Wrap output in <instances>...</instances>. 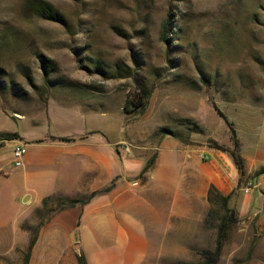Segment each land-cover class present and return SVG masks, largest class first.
I'll return each instance as SVG.
<instances>
[{
  "label": "rangeland",
  "instance_id": "1",
  "mask_svg": "<svg viewBox=\"0 0 264 264\" xmlns=\"http://www.w3.org/2000/svg\"><path fill=\"white\" fill-rule=\"evenodd\" d=\"M38 2L60 18L38 16ZM167 18L166 43L160 36ZM41 58L53 65L47 74L51 88ZM10 82L21 97L9 93ZM137 85L152 91L147 108L124 114ZM48 100L107 104L98 115L103 133L112 122L107 111L117 114L121 140L134 133L136 146H154L166 128L181 140L232 148L230 128L213 104L237 140L264 120V0H0V134L16 133L29 142L69 132L65 122L55 124L45 115ZM16 140L0 144V207L6 206L13 229L44 224V213L34 222L31 204L16 197L14 206L11 200L19 169L12 163ZM222 216L220 206L210 203L190 230L184 228L188 252L164 263L196 264L198 251L214 247ZM257 233L254 222L239 220L219 264H264V231ZM16 238L0 232V252Z\"/></svg>",
  "mask_w": 264,
  "mask_h": 264
},
{
  "label": "crops",
  "instance_id": "2",
  "mask_svg": "<svg viewBox=\"0 0 264 264\" xmlns=\"http://www.w3.org/2000/svg\"><path fill=\"white\" fill-rule=\"evenodd\" d=\"M51 101L45 115L55 124L65 122L70 130L29 142L18 135L14 146L23 142L27 152L16 173L17 187L9 193L13 205L16 197L31 204L30 218L35 222L33 212L47 197L90 198L43 218L28 264H77L80 255L86 264L176 260L188 252L184 228L190 230L186 227L207 210L211 189L229 197L228 207L241 222H254L257 234L264 231V174L255 176L264 167V120L252 134L238 139L246 174L239 185L231 158L211 146L172 136H164L154 146H136L134 133L128 141L121 140L117 114L107 111L112 122L109 132L103 133L98 115L105 114L107 104L92 108ZM62 137L72 141H59ZM152 155V167L140 177ZM1 208L0 232H14L17 238L0 252V264H20L30 233L23 225L13 229L6 206Z\"/></svg>",
  "mask_w": 264,
  "mask_h": 264
},
{
  "label": "trees",
  "instance_id": "3",
  "mask_svg": "<svg viewBox=\"0 0 264 264\" xmlns=\"http://www.w3.org/2000/svg\"><path fill=\"white\" fill-rule=\"evenodd\" d=\"M33 9L38 16H47L50 18H60L57 13L52 11L51 6H49L45 2H38L34 4ZM170 22H171L170 18H167L165 19L162 25L163 30H162L160 38L162 41H165L166 43L168 41V39L166 38L167 37L166 35H167ZM46 62L47 60H44L43 58H41V70H42L43 77L46 78L48 88H51L55 84H52V85L50 84L51 81L50 79H48V75H50L53 72L52 71L53 65L50 67L49 65H46L48 64ZM9 91H10L9 93L14 95L15 97H21L23 95L19 87L15 86L11 82L9 86ZM151 93H152L151 89H147L145 87L137 85L135 94L132 97L125 100V103L123 106L124 114H128L131 112H137L138 114H143L145 109L147 108ZM213 108L215 112L219 115V117L227 124V126H229L230 132H231V140H232L233 145H232V148H228V147H223V146L213 143L211 147L227 154L231 158L238 172V175H239L238 182L240 185L246 174H245L244 160L239 154V144H238V140L236 137V131L232 128L231 123L228 121L227 117L222 113V111L218 108V106L213 104ZM159 132L163 136H172V137L178 138L174 132L166 128L160 129ZM17 138H18V135L16 133H1L0 134V144L2 141H11ZM58 140L62 142L72 141V139L64 138V137L58 138ZM154 159H155V155H152L147 160V162L145 163V165L143 166L140 172V175H139L140 177L149 171V169L152 167L154 163ZM263 174H264V168L258 170L255 173V176H259ZM89 198L90 197H86V198H81V197L70 198V197H61V196L47 197L42 200L41 208L33 212L32 218L34 219L35 217L37 218L36 220H38V218H40L41 216V213H44V217H45L53 212H59L61 210L73 207L78 204H84L85 202L88 201ZM208 200L210 203L215 202L216 204L220 206L223 212V216L218 220V225L216 226L217 237L215 240L214 247L204 248L198 251L197 253L198 261L196 264H219L222 248L224 246V243L227 240L228 232L233 226L237 225L239 222L238 216L236 215L234 210L228 207V200H229L228 196L223 197L219 195V193H217L214 189H211L209 191ZM40 224L41 223L39 222L38 224L33 225V227H29L25 225V223H23V228L30 233V240L25 250L23 260L20 264H28L30 252L36 241L38 230L43 225V224L41 225ZM77 264H86L84 261V257L82 255L77 256ZM175 264H189V263L178 262Z\"/></svg>",
  "mask_w": 264,
  "mask_h": 264
},
{
  "label": "built area",
  "instance_id": "4",
  "mask_svg": "<svg viewBox=\"0 0 264 264\" xmlns=\"http://www.w3.org/2000/svg\"><path fill=\"white\" fill-rule=\"evenodd\" d=\"M27 152L26 144L23 142H17L13 148V163L15 167H19L22 164V159ZM245 192L249 191V185L244 189Z\"/></svg>",
  "mask_w": 264,
  "mask_h": 264
}]
</instances>
